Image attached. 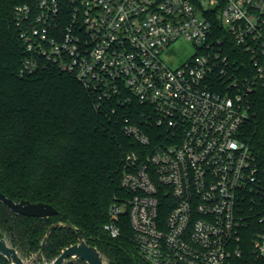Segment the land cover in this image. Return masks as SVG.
<instances>
[{
    "label": "built area",
    "instance_id": "1",
    "mask_svg": "<svg viewBox=\"0 0 264 264\" xmlns=\"http://www.w3.org/2000/svg\"><path fill=\"white\" fill-rule=\"evenodd\" d=\"M14 14L25 67L44 61L74 75L97 108L121 110L124 133L140 146L126 154L122 186L131 196L113 207L109 236H121L117 218L127 212L150 264L241 257L251 218L244 195L260 191V170L239 136L243 95L215 89L214 79L228 76L230 40L264 86V0H26ZM181 38L196 52L172 67L163 57ZM261 193L251 208L257 256H264Z\"/></svg>",
    "mask_w": 264,
    "mask_h": 264
},
{
    "label": "trees",
    "instance_id": "2",
    "mask_svg": "<svg viewBox=\"0 0 264 264\" xmlns=\"http://www.w3.org/2000/svg\"><path fill=\"white\" fill-rule=\"evenodd\" d=\"M23 1L0 0V191L15 202L49 203L59 214L48 218L16 215L0 200V235L4 233L29 258L40 250L48 228L62 222L110 261L150 264L133 241L127 212L117 218L121 236L112 238L105 230L113 207L131 196L122 186L125 157L140 146L124 133L121 110L97 108L92 92L74 75L44 61L31 70L25 67L28 53L14 14ZM226 53L228 76L216 77L214 86L232 96L243 95L246 118L239 136L261 177L260 191L253 188L244 195L251 218L243 232V254L232 264H264V256H257L252 248L258 227L251 210L264 191V86L256 82L248 54L230 40ZM76 242L70 229L55 228L43 259L52 262ZM0 264L10 263L0 254Z\"/></svg>",
    "mask_w": 264,
    "mask_h": 264
},
{
    "label": "water",
    "instance_id": "3",
    "mask_svg": "<svg viewBox=\"0 0 264 264\" xmlns=\"http://www.w3.org/2000/svg\"><path fill=\"white\" fill-rule=\"evenodd\" d=\"M0 200L15 212L16 215L48 218L59 214V211L49 203L30 202L28 200L15 202L1 191ZM59 226L70 229L75 234L77 242L65 248L52 262H47L43 259V252L52 231ZM0 254L5 257L10 264H73L79 260H83L87 264H117L114 261L108 260L96 246L89 244L75 228L62 222L53 223L48 228L40 250L29 258L23 257L19 250L11 245L5 234L2 233L0 235Z\"/></svg>",
    "mask_w": 264,
    "mask_h": 264
},
{
    "label": "rangeland",
    "instance_id": "4",
    "mask_svg": "<svg viewBox=\"0 0 264 264\" xmlns=\"http://www.w3.org/2000/svg\"><path fill=\"white\" fill-rule=\"evenodd\" d=\"M195 52L194 45L184 38H181L171 44L165 52L163 59L168 65L176 67L189 59Z\"/></svg>",
    "mask_w": 264,
    "mask_h": 264
}]
</instances>
